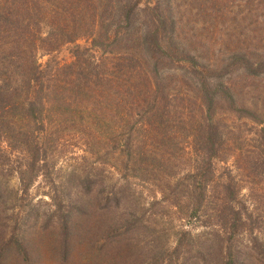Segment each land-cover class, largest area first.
<instances>
[{"label":"rangeland","instance_id":"rangeland-1","mask_svg":"<svg viewBox=\"0 0 264 264\" xmlns=\"http://www.w3.org/2000/svg\"><path fill=\"white\" fill-rule=\"evenodd\" d=\"M129 1L136 0H114L115 9ZM136 8L139 22L129 40L122 38L126 24L119 26L116 15L98 30L99 38L107 30L103 46L80 39L41 57L39 64L80 60L81 68L64 74L83 82L102 74L95 65L105 59L111 70L113 59L133 58L131 66L150 77L148 111L155 119L134 120L120 108L129 121L124 132L112 136L92 127L87 135H68L58 149L56 170L46 180L40 177L28 194L8 172L18 163L1 164L0 264H229L236 251L241 257L234 264H264V213L253 232L228 239L216 217L208 223L191 220L186 205L202 186L215 200L223 198L221 191L234 179L243 180L242 195L249 193L248 156L256 150V125L249 116L261 115L258 130L264 128V75L248 74L236 58L264 63V0H138ZM157 15L172 25L154 49L144 35ZM202 82L212 90L230 86L235 95L233 107L221 95L219 104L214 98L215 130L202 118ZM97 87L107 91L109 85ZM137 89L143 92L142 85ZM92 102L104 111L98 118H109V100ZM130 158L132 165L124 168ZM260 207L264 210V203Z\"/></svg>","mask_w":264,"mask_h":264},{"label":"trees","instance_id":"trees-1","mask_svg":"<svg viewBox=\"0 0 264 264\" xmlns=\"http://www.w3.org/2000/svg\"><path fill=\"white\" fill-rule=\"evenodd\" d=\"M137 6L138 0L132 4L129 1L125 6L121 5L119 10L122 9L118 12L114 0H0V165L18 163V168L8 172L17 176L26 194L40 177L46 180L56 170L58 149L68 135L76 132L87 135L92 127L104 128L112 136V133L118 135L124 132L129 121L125 122L120 116V108L134 120L155 119L156 114L150 117L148 111L153 92L150 77L138 65L137 68L131 66L134 64L128 60L133 58L119 56L113 59L111 70L105 63L108 59L99 65L93 63L102 74L93 73L83 82L79 76L72 78L65 75L70 70L81 68L80 60L64 66L47 63L45 68L39 64L41 57L80 39H92L95 47L103 46L107 30L100 38L98 30L116 15L118 25L126 24L122 38L129 40L130 29L135 28L134 22H139L135 19ZM151 21V30L144 35V40L153 47H161L160 41L165 40L172 24L169 25L166 18L159 15L152 17ZM116 41L122 43L123 40ZM246 57L236 58L237 64H242L241 69L255 77L264 75V63L247 62ZM124 62L126 69L121 70L120 65ZM153 65L158 67L160 59L156 58ZM103 83L109 85L107 91L97 87ZM139 84L143 86V92L137 89ZM201 85L203 105L206 107L202 118L205 115L208 128L215 130L214 98L217 97L216 103L219 104L221 95V99L225 98L231 102L226 103L233 107L235 95L231 88L228 89L230 86L226 89L222 85L215 86L212 90L205 82ZM107 100L109 118H98L104 115V111L95 110L92 101L99 105ZM140 101L144 102L140 104ZM243 110L245 108L235 111ZM118 115L121 120L115 118ZM260 116L257 113L249 116L256 125V138L253 140L256 150L248 156L249 193L242 195L243 180L234 179L221 191L223 198L215 200L212 196L214 192H210L208 186H202L200 192L194 191L186 204L187 218L203 219V223H208L216 217L222 234H230L228 239L242 230L253 232L259 225L258 221L262 220L260 214L264 213L260 209L264 203V128L258 130L262 124ZM213 136L214 133L210 132L209 142H212ZM130 160L123 162L124 168L132 165ZM151 171L156 176V172ZM75 173V170L71 171V175ZM3 181L4 176H1L0 185ZM52 200H55L54 197ZM238 252L231 254L229 264H234L241 257Z\"/></svg>","mask_w":264,"mask_h":264}]
</instances>
